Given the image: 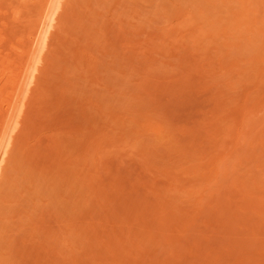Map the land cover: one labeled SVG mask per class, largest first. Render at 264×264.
I'll list each match as a JSON object with an SVG mask.
<instances>
[{"label": "rangeland", "instance_id": "obj_1", "mask_svg": "<svg viewBox=\"0 0 264 264\" xmlns=\"http://www.w3.org/2000/svg\"><path fill=\"white\" fill-rule=\"evenodd\" d=\"M46 1L0 0V107ZM55 16L16 121L0 108V264H264V0Z\"/></svg>", "mask_w": 264, "mask_h": 264}, {"label": "bare ground", "instance_id": "obj_2", "mask_svg": "<svg viewBox=\"0 0 264 264\" xmlns=\"http://www.w3.org/2000/svg\"><path fill=\"white\" fill-rule=\"evenodd\" d=\"M61 1L62 0H51V2H49L50 4L47 7H46L47 4L45 5V3H44L45 6L42 5L43 8H41V9L39 8L41 11L39 10L40 12L37 14V17H36L35 22H34V26L28 34L29 38H27L29 41L28 44L32 43L30 45L34 44V46H35L34 51L31 52V54H30V57L32 58V60L30 62H28L27 60L24 59V62L27 61L29 63L28 66L26 65V67H24V68L22 67L23 69L18 68V66H17V68L20 69V71L19 72L17 71V74L13 75V78L10 79V77H9V80L7 82L9 84H6V82L4 84V87H5V85L10 86V88L7 86H6V88H9L8 91H11V92H10V94L7 95L8 97L5 96V98H6L5 100L3 98L4 101L3 100L1 101L3 103V105H1L0 108L2 110H4L6 113H8L7 115L3 114V116L6 115V117L9 118V119H7V120H9V122L11 120H12V122L16 121L15 119L18 116V114H16V113L19 112L21 105H24L23 100H24L28 90L30 89V86L34 83V80L36 78V72H38L37 64H38L39 60L41 59L42 51L48 45V41L50 39V36L52 35L51 32H52V29L54 28V25L56 22L55 11H56V9H57V7ZM46 3H47V1H46ZM26 44H27V42L25 43V45ZM21 62H23V61H21ZM23 64L25 66V63H23ZM21 66H23V65H21ZM5 67H4V69H5ZM10 67H12V66L9 65V68ZM9 68H7V69H9ZM2 72H1V75H3ZM10 73H11V71H10ZM2 89L3 88H1V90ZM14 108L18 109V110H14ZM1 109H0V111H1ZM13 110H14V114H16V116L13 114ZM8 115H9V117H8ZM14 117H15V119H14ZM4 121H5V119H4ZM0 123H1V121H0ZM15 124L16 123H14V125ZM0 126H2V124ZM14 128H15V126L10 127V130L8 129V131L4 135V140L2 141L3 144H2V147L0 149V173L3 169L2 168L3 164L6 161L5 156L7 155V152H8L7 147L10 144V139L12 138L11 134H12V131ZM2 142H0V143H2Z\"/></svg>", "mask_w": 264, "mask_h": 264}]
</instances>
